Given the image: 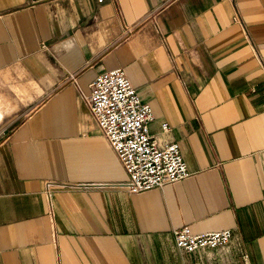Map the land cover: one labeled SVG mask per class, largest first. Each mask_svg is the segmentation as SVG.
Masks as SVG:
<instances>
[{
    "label": "crops",
    "instance_id": "0c3cea01",
    "mask_svg": "<svg viewBox=\"0 0 264 264\" xmlns=\"http://www.w3.org/2000/svg\"><path fill=\"white\" fill-rule=\"evenodd\" d=\"M114 68L150 105L157 145L178 143L186 179L124 186L82 97ZM182 227L229 229L240 252L187 259ZM241 252L264 264V0H0V264Z\"/></svg>",
    "mask_w": 264,
    "mask_h": 264
},
{
    "label": "built area",
    "instance_id": "2783aa9c",
    "mask_svg": "<svg viewBox=\"0 0 264 264\" xmlns=\"http://www.w3.org/2000/svg\"><path fill=\"white\" fill-rule=\"evenodd\" d=\"M68 78L74 80L73 75ZM82 97L127 174L124 186L129 193L159 188L189 176L178 143L157 145L149 131V124L154 120L152 109L123 69L114 68L95 75ZM160 126L163 131L169 130L166 122ZM171 234L175 248L187 259L209 261L219 257L227 260L232 251L240 252L239 247L232 244L229 229L194 234L188 227H182ZM240 254L243 264H248L247 255Z\"/></svg>",
    "mask_w": 264,
    "mask_h": 264
}]
</instances>
